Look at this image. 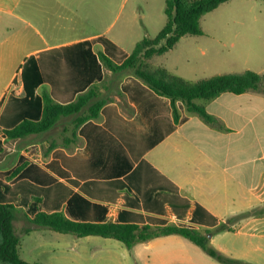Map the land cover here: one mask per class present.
<instances>
[{
	"label": "crops",
	"instance_id": "1",
	"mask_svg": "<svg viewBox=\"0 0 264 264\" xmlns=\"http://www.w3.org/2000/svg\"><path fill=\"white\" fill-rule=\"evenodd\" d=\"M73 1L0 0V204L30 219L60 213L76 222L187 227L223 255L264 264V88L197 100L217 124L180 101L174 120L169 98L102 64L100 53L116 64L129 54L117 37L106 36L110 26L100 23L98 0ZM89 10L98 14L92 20ZM153 68L191 81L177 64ZM246 70L264 75V67ZM106 77L116 95L97 119L78 127L72 142L62 143V129L55 133L70 120L40 136L6 138L22 120L40 119L43 94L67 104ZM53 140L57 146L48 150ZM23 216L13 228L19 257L31 264H220L175 234L127 248L112 238L49 229L22 234ZM223 224L229 230L207 235ZM222 235L238 245L215 243Z\"/></svg>",
	"mask_w": 264,
	"mask_h": 264
},
{
	"label": "trees",
	"instance_id": "2",
	"mask_svg": "<svg viewBox=\"0 0 264 264\" xmlns=\"http://www.w3.org/2000/svg\"><path fill=\"white\" fill-rule=\"evenodd\" d=\"M228 1L230 0H164L165 24L157 36L154 38L144 36L120 64L112 62L101 53L100 60L112 75H132L158 95L169 98L174 120H177L175 103L180 101L187 112L198 115L210 124H217V120L208 115L200 105L196 104V101H209L226 92L241 94L259 91L264 88V75L246 70L241 73L218 74L191 82L171 75L164 69L151 67L149 60L170 51L185 35H201L200 19ZM261 1L264 3V0ZM112 87L110 79L106 77L88 87L67 104L56 103L49 95L43 94L40 119L22 120L4 134L7 139H20L48 132L63 124L64 120H70V129L67 126L63 127L61 134L62 143L72 142L78 127L87 121L97 119L101 108L113 99L109 98ZM66 132H70V137L65 136ZM56 146L57 143L53 140L48 150ZM19 215L23 216L21 210L13 205L0 204V264H31L23 261L18 254L20 238L14 231L13 222ZM239 218L240 215L233 216L228 222L231 223ZM25 220L27 225L22 229V234H27L33 229H49L78 237L92 235L112 238L127 248H131L137 242L175 234L193 242L220 264H248L223 255L209 245L206 236L187 227L76 222L66 219L60 213H38L32 219L25 217ZM225 230L229 228L223 224L213 231H208L207 235Z\"/></svg>",
	"mask_w": 264,
	"mask_h": 264
},
{
	"label": "rangeland",
	"instance_id": "3",
	"mask_svg": "<svg viewBox=\"0 0 264 264\" xmlns=\"http://www.w3.org/2000/svg\"><path fill=\"white\" fill-rule=\"evenodd\" d=\"M83 2L92 4V0L73 1L74 4ZM98 3L103 9L102 16H98L101 25L105 28L110 26L106 36L117 37L118 45L128 54L144 36H157L165 24L164 0H98ZM88 14L89 19L92 16L91 20L98 15L92 10ZM200 28L202 35L183 37L177 49L154 57L153 65L172 67L177 64V71L191 81L241 72L246 67H264V3L261 0L225 2L200 19ZM246 37L251 39L244 40ZM211 38H215V41ZM221 41L226 45L225 49L219 46ZM230 42L236 43L234 48L230 47ZM242 44L253 47L241 50ZM115 95L113 85L109 98ZM61 129L58 128L55 133ZM15 232L20 238L17 228ZM229 239L222 235L215 243L222 247H229L231 242L238 245L239 242Z\"/></svg>",
	"mask_w": 264,
	"mask_h": 264
}]
</instances>
